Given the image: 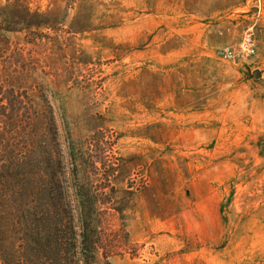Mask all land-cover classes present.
<instances>
[{"label": "rangeland", "instance_id": "obj_1", "mask_svg": "<svg viewBox=\"0 0 264 264\" xmlns=\"http://www.w3.org/2000/svg\"><path fill=\"white\" fill-rule=\"evenodd\" d=\"M53 1L0 0V113L18 91L44 120L36 149L52 108L67 152L107 151L135 256L96 264H264V0H98L90 31L67 33L75 10L27 29L25 7ZM3 115L0 141L21 145Z\"/></svg>", "mask_w": 264, "mask_h": 264}, {"label": "trees", "instance_id": "obj_2", "mask_svg": "<svg viewBox=\"0 0 264 264\" xmlns=\"http://www.w3.org/2000/svg\"><path fill=\"white\" fill-rule=\"evenodd\" d=\"M94 1L98 0H54L47 12L26 6L29 19L23 22L27 29L57 33L75 10L80 21L67 33L90 31L88 19H82ZM24 99L25 94L6 90L2 102L8 113H0L7 119L6 129L18 127L24 134L21 145L0 141V264H96L100 258L108 263L117 256H135L124 222L111 223L122 221L127 207L116 206L104 191L110 181L116 182L107 151L91 159L77 158L75 148L67 152L52 108V145L43 142L44 147L36 149L35 136L44 138L37 127L44 120ZM100 180L105 181L103 187Z\"/></svg>", "mask_w": 264, "mask_h": 264}, {"label": "built area", "instance_id": "obj_3", "mask_svg": "<svg viewBox=\"0 0 264 264\" xmlns=\"http://www.w3.org/2000/svg\"><path fill=\"white\" fill-rule=\"evenodd\" d=\"M241 49H243L244 51L250 53V54H254L255 53V40L251 37V35H248L243 43L241 44ZM222 58L224 60H231L235 58V53L231 50H225L222 53Z\"/></svg>", "mask_w": 264, "mask_h": 264}]
</instances>
